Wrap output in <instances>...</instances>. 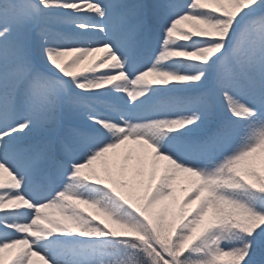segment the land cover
Masks as SVG:
<instances>
[{
  "label": "snow or ice",
  "instance_id": "snow-or-ice-1",
  "mask_svg": "<svg viewBox=\"0 0 264 264\" xmlns=\"http://www.w3.org/2000/svg\"><path fill=\"white\" fill-rule=\"evenodd\" d=\"M34 257L264 264V0H0V264Z\"/></svg>",
  "mask_w": 264,
  "mask_h": 264
},
{
  "label": "rangeland",
  "instance_id": "rangeland-1",
  "mask_svg": "<svg viewBox=\"0 0 264 264\" xmlns=\"http://www.w3.org/2000/svg\"><path fill=\"white\" fill-rule=\"evenodd\" d=\"M181 187H182L181 184H177V193H178V195H182V192L180 191ZM33 260H34V264H41V262L39 260V257H34Z\"/></svg>",
  "mask_w": 264,
  "mask_h": 264
},
{
  "label": "trees",
  "instance_id": "trees-1",
  "mask_svg": "<svg viewBox=\"0 0 264 264\" xmlns=\"http://www.w3.org/2000/svg\"><path fill=\"white\" fill-rule=\"evenodd\" d=\"M258 259H259V255H258V257H257Z\"/></svg>",
  "mask_w": 264,
  "mask_h": 264
}]
</instances>
